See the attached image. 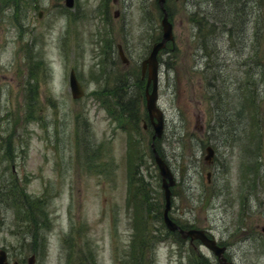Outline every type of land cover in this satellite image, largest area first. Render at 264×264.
I'll use <instances>...</instances> for the list:
<instances>
[{"label": "rangeland", "instance_id": "1", "mask_svg": "<svg viewBox=\"0 0 264 264\" xmlns=\"http://www.w3.org/2000/svg\"><path fill=\"white\" fill-rule=\"evenodd\" d=\"M209 3L167 2L173 42L158 55L165 122L155 145L176 178L169 216L208 230L231 264H264V0L219 13L216 5L215 16L239 25H226L229 38L215 22L205 56L193 18L199 24ZM20 9L15 20L11 8H0V193L6 182L17 200H36L33 216L41 213L46 225L29 223L0 194V248L10 263L26 264L33 253L34 264H219L198 242L193 249L175 241L161 217L138 80L151 36L161 31L155 0H74L70 8L29 0ZM70 68L84 91L77 99ZM216 92L219 110L209 102ZM128 98H137L133 118L118 106ZM208 144L212 166L203 160Z\"/></svg>", "mask_w": 264, "mask_h": 264}, {"label": "water", "instance_id": "2", "mask_svg": "<svg viewBox=\"0 0 264 264\" xmlns=\"http://www.w3.org/2000/svg\"><path fill=\"white\" fill-rule=\"evenodd\" d=\"M159 7L162 11V18L160 21L161 24V38L160 40L154 42L151 46V49L145 59L142 60L141 62V68H142V73L145 70V67L148 69V76H147V85L152 82V89L151 92H148L146 89V109L150 115V117H155L157 119V122L153 124L154 126V134L152 135V138L160 137L162 133V125H163V120L161 118V112L160 110L156 107V98H157V59L156 55L160 49H162L166 42L169 40L173 39L172 36V25L168 21L167 18V12L164 9L163 3L164 0H157ZM66 6L71 7L73 5V0H65ZM40 16V13H39ZM119 48V54L121 58H123V53L120 48ZM69 83H70V90L72 93L73 97H79L82 95L83 91L80 87V84L78 83L74 71L70 70V75H69ZM153 152H154V158L155 162L158 166L159 169V174L161 175V180H162V188L164 192V208H163V220L165 222V225L173 230L175 228H178V226L168 217V210L170 207V190L169 186L174 183V180L172 178V174L167 167V165L163 162L161 157H159L158 153L155 151L153 143L151 144ZM264 232V227L262 228ZM179 231L183 237L185 236H190L191 239L193 238H198L202 241V243L209 249H211L217 256V259L220 264H229L227 261L222 256V251L223 247H219L215 244L214 240L208 238L202 230L199 229H187L183 230L179 228ZM34 262V256L31 255L27 259V264H33ZM0 264H8L7 262V257H6V252L3 249H0ZM13 264H16V262H13Z\"/></svg>", "mask_w": 264, "mask_h": 264}, {"label": "trees", "instance_id": "3", "mask_svg": "<svg viewBox=\"0 0 264 264\" xmlns=\"http://www.w3.org/2000/svg\"><path fill=\"white\" fill-rule=\"evenodd\" d=\"M216 1L217 0H210L209 4H211V5L204 9L203 14H202L203 16L201 15L202 17H201L200 22L198 24V29L200 31V38H201L200 44H199L200 45L199 49L203 50L205 56H209V52L206 51V48H207V45H208L207 43H209L210 41L208 40L207 37L214 35V27H215L214 23L215 22H219L220 23L219 26L222 27V28H220L221 31H225L227 33V36L229 35L228 36L229 38H230V34H231L229 28H231V26L237 28V26L239 25L238 19L236 17H231L229 20L221 21L218 18V16L214 15L213 11L215 10V6L216 5H217L218 13H219V11L221 9H231L232 6L230 5V3L234 2V3L238 4V3H240V1H243V0H219L218 2H216ZM28 3H29V0H0V8H3V7L11 8L12 9L11 15L15 18V20H17L19 18L18 16H20V14H21L20 6L28 4ZM236 11H238V10L236 9ZM232 13L233 14L235 13V8H234V11ZM227 24H230L229 28H226ZM204 28H209L210 32H208V33L202 32L201 29H204ZM158 38H159V36L153 37V35H152V40H156ZM36 69H37V66L34 65V63H32V64L29 63V70L32 73H34V70H36ZM132 106H133V103H131L130 105L127 106L126 110L129 113H130L129 110L133 109ZM128 108H129V110H128ZM121 109L124 110L123 108H121ZM216 110H219V109L216 108ZM220 117L221 116L218 115V119ZM218 119H217V122L220 124V126L223 127L225 122L224 121H218ZM131 186H129V188ZM128 197L130 198V194L128 195ZM14 200L15 199H13V201ZM32 202H34V201H32ZM33 204H34L35 208H38V203L37 202H34ZM26 209L29 212V216H27L26 214H23L24 218L29 223H38V218H35L33 216L34 209L31 208L29 205H28V207ZM39 216H40V214H39ZM37 231H38V228H29L28 229V232L30 234H32V233L35 234ZM139 264H140V261H139Z\"/></svg>", "mask_w": 264, "mask_h": 264}, {"label": "flooded vegetation", "instance_id": "4", "mask_svg": "<svg viewBox=\"0 0 264 264\" xmlns=\"http://www.w3.org/2000/svg\"><path fill=\"white\" fill-rule=\"evenodd\" d=\"M149 124H150V122H149ZM148 127V125L145 123V128H147Z\"/></svg>", "mask_w": 264, "mask_h": 264}]
</instances>
